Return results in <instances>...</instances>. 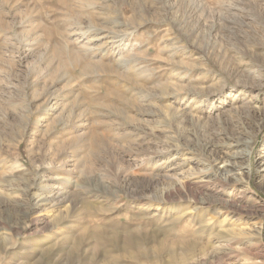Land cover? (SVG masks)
I'll list each match as a JSON object with an SVG mask.
<instances>
[{"label":"rangeland","instance_id":"rangeland-1","mask_svg":"<svg viewBox=\"0 0 264 264\" xmlns=\"http://www.w3.org/2000/svg\"><path fill=\"white\" fill-rule=\"evenodd\" d=\"M0 264H264V0H0Z\"/></svg>","mask_w":264,"mask_h":264},{"label":"bare ground","instance_id":"bare-ground-1","mask_svg":"<svg viewBox=\"0 0 264 264\" xmlns=\"http://www.w3.org/2000/svg\"><path fill=\"white\" fill-rule=\"evenodd\" d=\"M223 187H224V189L226 188L225 184H223ZM58 198H59V197H58ZM135 200H136V199H135ZM133 201H134V200H133ZM177 202H178V201H177ZM203 203H205V201H203L202 204H203ZM146 209H147V208H146ZM138 210H139V209H138ZM140 210H141V208H140ZM144 211H145V210H144ZM188 216H189V215H188ZM190 216H191V214H190ZM176 217H177V216H176ZM180 217H181V216H180ZM191 217H192V216H191ZM177 218H178V217H177ZM206 218H207V217H206ZM208 218H209V217H208ZM177 221H178V220H177ZM203 222H206V221H203ZM208 224H209V223H208ZM207 226H208V225H207ZM175 228H176V227H175ZM178 234H179V233H178ZM260 234H261V233H260ZM180 235H181V234H180ZM180 235H179V236H180ZM258 235H259V233H258ZM182 238H183V236H182ZM180 239H181V238H180ZM184 239H185V238H184ZM175 240H177V239H175ZM187 241H188V240H187ZM173 242H174V241H173ZM182 242H183V240H182ZM182 242H180V243H182ZM180 243H179V244H180ZM184 243H185V242H184ZM189 243H190V242H189ZM177 244H178V242H177ZM179 244H178V245H179ZM175 245H176V244H175ZM181 245H182V244H180V246H181ZM185 245H186V244H185ZM192 245H193V242H192ZM173 246H174V245H173ZM180 246H179V247H180ZM174 247H175V246H174ZM182 247H183V245H182ZM194 247H195V246H194ZM183 249H184V248H183ZM190 249H191V248H190ZM172 250H173V249H172ZM179 259H180V258H179Z\"/></svg>","mask_w":264,"mask_h":264}]
</instances>
